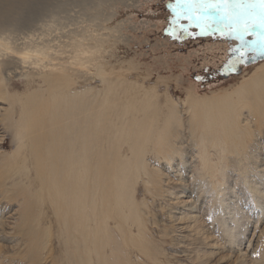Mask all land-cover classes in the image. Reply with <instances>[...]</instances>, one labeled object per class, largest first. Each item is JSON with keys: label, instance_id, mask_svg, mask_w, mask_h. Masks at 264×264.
I'll return each instance as SVG.
<instances>
[{"label": "rangeland", "instance_id": "obj_1", "mask_svg": "<svg viewBox=\"0 0 264 264\" xmlns=\"http://www.w3.org/2000/svg\"><path fill=\"white\" fill-rule=\"evenodd\" d=\"M12 1L14 5L10 8L6 0H0V39H7L9 48L19 51L25 45L39 43L50 49L49 55L52 59L57 58L58 61L54 60L57 63L61 59L65 62L73 55L74 46L80 47L77 43L92 46L99 41L104 51L100 60L111 72L108 71L101 81L92 78L90 72L82 76L75 69L69 72L73 76V85L63 91L61 85L48 86L43 80L52 75L50 69L35 70L33 65L20 64L16 55L0 48V84L3 81L5 87L0 90L8 97L3 100L0 95V264H80V259L84 258L82 246L74 245L73 237L62 240L59 236L61 222L56 219L49 202L40 208L45 213L43 218L37 217L35 222L39 223L40 231L50 229V240L41 252L32 246L30 237L34 223L26 210L28 202L24 196L14 200L10 195L15 193L13 187L17 184L30 191L36 190V176L27 149L23 151V157L27 158L25 164L31 165L30 172H20V175L6 179L11 172L7 170L5 160L16 149L15 129L8 118L17 122L20 105L26 102L27 111L44 110L39 122L44 126L49 112L55 111L62 116L69 108L67 114H71L75 108L74 98L78 96L84 98L87 109L85 116H81L87 117L94 112L92 105L102 101L107 85L119 82L135 84L136 93H131L129 102L143 100V96L151 97L152 101H147L151 106L147 117L138 114L134 120L142 124L143 120L151 119L161 129L166 125L164 135L170 145L159 155L156 152L160 150L154 142L157 134L153 131L150 141H146L147 147L140 158L145 172L139 170L140 179L133 186L135 205L131 210H138V220L124 225L120 231L116 229L118 221L108 222L109 234L105 238L108 241L102 239V243L110 249L107 247L105 253H101L103 259L107 256L109 264H264V104L245 107L243 102L236 108V118L228 122L222 113L211 110L208 114L211 120H207L202 133L197 131L194 123L203 117L190 111L192 102L200 105L221 100L224 96L233 104L236 101L234 91L255 73L256 67L264 64V58L249 59L237 65L231 74L218 75L232 55L230 49L238 42L219 34L198 35L199 29L195 27L189 29L192 35L180 33L181 38L173 39L167 31L171 15L166 5L170 0ZM187 23L181 21L185 26ZM177 31L179 33V29ZM58 51L62 54L55 56L54 52ZM118 71L123 72L121 78L125 81H115L119 76L113 73ZM125 84L120 86L126 87ZM260 90L253 92L247 101L255 102L259 97L264 103V92ZM48 91L58 98H48ZM62 94L64 97L60 99ZM116 97L117 100L110 98L116 106L119 102H127L124 95L117 94ZM105 108L98 112L101 114ZM172 110L174 116L170 115ZM109 111L108 116L115 118L114 121L120 119V124L116 123L120 126L132 121L130 115H123L122 109ZM98 120L100 130L110 131L112 137L113 129L103 123L102 118ZM53 121L56 120L53 118ZM65 125L60 123L57 127ZM41 126H37V130H41L31 137L47 133ZM101 131L98 152L102 156L109 155V149L113 147V156L119 161L131 158L132 145L122 146L118 134L117 142L109 145L110 141ZM58 137L60 143L63 136ZM73 149L64 147L67 151ZM163 154L168 157L164 159ZM91 155L88 153L87 156ZM88 160L92 162V159ZM111 165L112 162L101 166L98 171L103 175ZM148 178L154 183L148 182ZM109 184L113 183L107 176L99 181L103 188L97 198L99 202H106L108 192L104 189ZM109 208L116 209V206L112 204ZM38 210L39 207L34 211ZM209 215L211 220L207 219ZM76 221L72 219V224L76 225ZM74 252L80 254V259L74 258ZM96 260L100 261L92 257L91 264H98Z\"/></svg>", "mask_w": 264, "mask_h": 264}, {"label": "bare ground", "instance_id": "obj_2", "mask_svg": "<svg viewBox=\"0 0 264 264\" xmlns=\"http://www.w3.org/2000/svg\"><path fill=\"white\" fill-rule=\"evenodd\" d=\"M6 1L8 2L9 7L12 8L14 2L12 0ZM21 1L23 3H26V0ZM28 38L29 37H27V39ZM18 39H20V37ZM6 40L0 39V48H3V50L8 54L16 55L17 59L20 61V64L26 66L33 65L34 68H37L35 70H42L41 68H43V70L50 69L51 72H49V74L52 75L45 76L43 80L47 81L48 86L57 87L58 85H61L60 88H63L61 89L63 91H66L73 85V76L71 75L72 73L70 74L69 72L76 70L77 72H80L82 74H88L90 72V76H92V78H98L101 79V81L104 80L105 77L108 75V71L111 72V70H108L106 63L104 64V62L100 60L104 51L101 48L102 42L99 43V41H97V44L95 45L91 44L92 46H83L82 43H77L80 45V47L74 46L73 55H69L70 57H68L67 59L65 58V62H63L64 59H61L60 62L54 63V60L58 61V59H52L51 55H49L48 52L50 49L47 46L38 45V41L37 45H33L30 43L28 45H25L24 48H22L21 50L14 51V49L12 50L8 47V43L5 42ZM11 42L13 43V41ZM61 54L62 53H59V51L54 52L55 56H59ZM62 66L65 67L62 68ZM254 72L255 73L249 79H242L243 82H240V87L238 86L239 88L237 89V91H234L236 101H234L233 104H231L232 102L229 103L227 96H224L221 100H212L210 102H204L200 105H196V101L191 103L190 111L193 112V115L200 114L203 117L197 120L196 123H194L198 132H205L207 120H211L208 116L211 110H214L215 113H222V116L224 117V119H227L228 122L229 120L236 118V108L243 104V102L245 103V107L250 106L251 104L258 105L257 103L264 104L262 103V101H260L259 97H257L255 102L247 101L249 100V96H253V92H259L261 91L260 89H263L262 92H264V64L260 67H256ZM113 74H117V76H119L116 77L117 79L115 81H125L123 78H121V76L123 75L122 71H118ZM41 76H44V74H41ZM82 76H84V74ZM138 77L140 78V76ZM1 83L2 84H0V88L4 89L5 87L3 81ZM120 84L125 83L119 82L118 84H108L107 87L105 83L104 87H106V89L104 94L102 93V101L92 105L94 112H90L89 116L87 117L81 116H85L84 114L87 109L84 107V98L82 99V97L78 96L74 98L75 102H73V105L75 108H73L72 106L74 111L71 112V114H67L69 108L66 109L65 114L62 113V116H59V113H56L55 111L49 112V118L44 121V123L47 124L44 126H41L39 124V122L44 116V110L39 112L27 111V109H25L26 102L20 105V118L17 122L12 121L10 120V118H8L10 125L15 129L16 149L15 152L10 157L8 156V158H6L5 160L7 170L11 172V174L7 176L6 179L10 178L11 176L20 175V172L27 173L28 171L29 173L30 166L32 165V170L34 171L33 173L36 176L35 181L37 182L38 187L36 190L34 189V191H30L28 187L17 184L13 187L15 193L10 195V197L12 196L14 200H16V198L24 196L25 201L28 202L26 210L30 212L29 219L32 221V223H34V226H32L33 228L31 229L32 236L30 238L32 239V246L36 248V250L39 249L40 252L45 250V246L50 240V229L47 228L45 230L40 231L38 229L39 223L37 224L35 221L37 220V217L38 219L41 217L43 218V215L45 213L42 212L43 208H40L42 207V205H44V203L47 202H49L52 212L54 213L56 219L61 222L59 224L62 226V230L59 234L61 239L63 238L65 240H68V236H71L74 239V245L79 244L80 246H82L81 254L84 256V258L80 259V254L75 252L73 253L75 259H80V264H91L92 257L99 259L105 264H109L107 261V256L105 257V259H103L101 254L105 253V251L107 250L106 248L108 247L107 245H104L102 243V239L108 241L107 239H105L106 235L109 234L107 228L108 222L118 221L119 224L116 225V229L120 231V229H124V225H127L128 223L133 224L135 221L138 220L136 216L138 210L132 211L131 208H133L135 205V203L132 201L134 193L133 186L136 181L140 179V175H138L139 170L145 172L144 166L140 161V158L144 155L143 150H145V148L147 147L145 143L149 140V136H151V134L155 132L157 136H154V142L155 145H158V150H160L156 153L160 155L162 153L163 148L169 146L170 142L168 138H165L166 135H164V129L166 128V125H162V127L164 128L161 129L159 127L160 125L158 126V124L154 123V120H143L142 124L136 122V119L134 120V118L138 114L147 117L146 113L151 108L147 101L149 102L151 100V97L146 98L147 96H143V100H135L133 103L129 102L130 100L127 99L132 98L131 95L135 92L133 88L135 84H125L126 87L124 85L122 87V85L120 86ZM154 84L152 86H154ZM139 88L140 87H138V90ZM251 88H253L254 91H252ZM5 93L4 91L0 90L1 97H4L2 98L3 100H7L8 98L6 97L7 94L5 95ZM117 94L124 95V98L127 102H119L117 106L116 104H113V100L112 102H110V98L112 99V97L116 100L118 99L116 97ZM15 97L17 96L15 95ZM47 97L58 98L54 94H49V91ZM62 97H64V94H62V96H60L59 98L62 99ZM137 105L140 106V109H138ZM103 107L106 108L100 114L98 111H100V109ZM88 108V110H92L91 107ZM121 109L124 116L128 114L131 116L132 119V121L129 123L124 122V126L119 125V118H116L117 121H114L115 118L108 116V113L110 112L109 110L112 111ZM25 112L28 113L24 115ZM170 113V115L173 116L175 114L174 110H172ZM154 115L156 114L154 113ZM11 116L12 115H10V117ZM205 117L209 118L204 120ZM53 118L56 121H53ZM98 118H102L103 123L107 124V126H110L111 129H113L114 133L111 134L112 137L110 136V131L107 132L100 130V121L98 120ZM160 118L158 119L160 120ZM117 122L119 124H116ZM60 123H66V125L57 127V125H59ZM37 126H41L43 130H47V133H43L38 137H31V135L34 134L36 131L41 130H37ZM158 127L160 132H158ZM100 131L107 136L108 141H110L111 143L109 145H112L113 142H117V134L122 142L121 144H123L122 146L126 145L129 147L132 145V149L130 150L131 158L125 161H119L118 159H116L115 155L113 156V147H110L109 155L102 156L101 153L98 152L99 144L100 142H102L99 139ZM95 133H97V136H95ZM60 135H62L63 138H61L62 140L59 143L58 136ZM48 138L50 141L48 140ZM66 146H70L75 149H73V151L64 150V147ZM27 149L30 151L29 155L32 161L31 165H26L25 161L27 158L24 159L23 157V151ZM88 153L92 154L91 157L87 156ZM167 155L163 154L162 156L165 157L164 159H166V157H168ZM117 156L119 157V154ZM89 158L92 159V162H89ZM111 162V169L106 170V172L102 175L98 171L99 168L101 166H106ZM105 176H107L109 182H112L113 184H109L104 189L108 192L106 202H99L97 198L103 193V188L102 185H99V181ZM148 182H150L151 184L154 183L153 180L149 178ZM66 185L68 186L67 189H65ZM112 204H115L116 209L109 208V206H111ZM38 207L39 210L34 211L38 209ZM125 212H127V214ZM72 219H77L76 225L72 224ZM45 243L47 244L45 245ZM43 244L44 247L42 248L41 246ZM65 246L67 247V242H65ZM96 261L98 262V264H103L98 260ZM75 264L79 263L75 262Z\"/></svg>", "mask_w": 264, "mask_h": 264}, {"label": "snow or ice", "instance_id": "obj_3", "mask_svg": "<svg viewBox=\"0 0 264 264\" xmlns=\"http://www.w3.org/2000/svg\"><path fill=\"white\" fill-rule=\"evenodd\" d=\"M166 7L171 15L167 31L173 39L181 38L180 33L192 35L189 29L195 27L198 35L219 34L238 42L222 66L226 73L249 59L264 58V0H170Z\"/></svg>", "mask_w": 264, "mask_h": 264}, {"label": "trees", "instance_id": "obj_4", "mask_svg": "<svg viewBox=\"0 0 264 264\" xmlns=\"http://www.w3.org/2000/svg\"><path fill=\"white\" fill-rule=\"evenodd\" d=\"M231 73H232V72H227V73H226V72L224 71V69H222L221 71L218 72V75H219V74H222V75H229V74H231Z\"/></svg>", "mask_w": 264, "mask_h": 264}]
</instances>
